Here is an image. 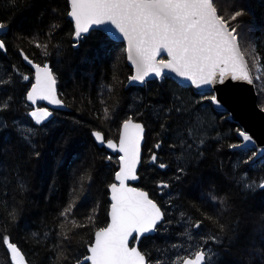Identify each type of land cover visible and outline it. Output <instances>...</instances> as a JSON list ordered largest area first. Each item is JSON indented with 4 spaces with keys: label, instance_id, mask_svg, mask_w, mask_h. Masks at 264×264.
Returning a JSON list of instances; mask_svg holds the SVG:
<instances>
[{
    "label": "trees",
    "instance_id": "16d2710c",
    "mask_svg": "<svg viewBox=\"0 0 264 264\" xmlns=\"http://www.w3.org/2000/svg\"><path fill=\"white\" fill-rule=\"evenodd\" d=\"M216 3L229 13L243 7L237 29L240 48L255 79L258 103L264 106V67L258 71L252 59L259 52V64L264 66V0ZM68 11V0H0V22L7 26V32L0 35L6 44L0 50V80H10L0 84V103L7 100L9 104L0 111V264H10L4 236L17 245L29 264H74L87 254L94 232L107 224L108 186L118 168V158L98 147L91 133L99 130L105 138L116 140L121 123L130 116L146 127L136 185L165 213L158 231L139 244L140 250L149 254L153 264L157 259L172 264L177 253L171 247L183 240L186 229L181 221L177 226L175 218L181 220L184 213L185 218L203 221L200 235L220 236L222 243L209 242L217 251L213 264H260L256 253L264 252V190H245L243 184L258 185L264 180V153L255 160L254 148L230 150L241 142L240 127L205 98L212 92H196L168 74L127 86L132 68L124 43L99 29L74 41ZM53 24L59 27L53 30ZM33 40L47 43L49 55H43ZM20 50L34 62L50 66L59 98L67 107L48 108L39 103L37 107L52 112L46 126L35 125L29 115L34 107L26 104L25 94L33 82V71L22 62ZM22 75L29 80L24 81ZM105 107L111 111L107 120L103 118ZM197 117L202 121L200 127L195 124ZM29 127L36 129L35 148L21 138L20 130ZM189 129L192 139L187 135ZM201 139L204 144L197 147ZM181 140L193 147H181ZM157 143L161 145L157 163L166 164L165 169L147 163ZM85 174L91 180L81 187ZM161 181L169 185L164 195H158ZM212 196L226 198L227 210ZM73 198L77 203L65 219L60 212ZM206 215L223 224L224 233ZM73 220L87 227H76ZM61 250L67 260L58 259Z\"/></svg>",
    "mask_w": 264,
    "mask_h": 264
},
{
    "label": "snow or ice",
    "instance_id": "6c2138e0",
    "mask_svg": "<svg viewBox=\"0 0 264 264\" xmlns=\"http://www.w3.org/2000/svg\"><path fill=\"white\" fill-rule=\"evenodd\" d=\"M68 5L70 10L67 14L74 22L75 39L79 40L90 30L103 27L104 31L112 32L113 35L118 32L127 41V59L135 68V75L130 77L131 81L143 83L146 77L153 74L155 77H163L166 75L164 70L168 69L179 77L187 78L197 88L202 85L211 86L224 83L226 79L246 82L249 85L254 83L248 69V62L240 48L241 33L237 31L238 18L244 14L243 7L230 13L221 11L218 9L216 0H68ZM53 11L55 12L56 9L54 8ZM233 22L236 23L233 24ZM51 27L54 30L59 25L53 24ZM5 28L6 25L0 22V31ZM31 42L37 48L42 49L43 55H49L47 43L41 44L36 40ZM5 49V42L0 39V50ZM252 51L255 52V48ZM163 52L167 53L169 59L158 60L157 57ZM21 54L27 63L32 64L27 55L23 52ZM252 59L257 70L260 71L264 66L259 64L261 59L259 54L257 53ZM33 67L35 68V83L26 92V101L33 105L37 101H47L49 104L62 106L63 101L57 97L56 78L52 70L47 64L43 67L34 64ZM22 79L28 81L29 77L22 75ZM7 83H10V80H0V84ZM205 98L220 107V102L215 95L205 96ZM10 99L11 97L8 98ZM8 107L7 100L0 103V111H5ZM175 111L179 113L181 109L176 108ZM261 111H264V106L261 107ZM29 115L35 125L46 126L52 112L47 108L37 107ZM156 115L158 117L159 112ZM103 118L105 120L111 118V111L108 107L103 109ZM195 124L197 127L202 126L199 117L196 118ZM161 128H164L163 124ZM20 131L25 143L35 148L32 137L37 134L36 129L29 127ZM144 131L145 128L141 123L133 122L129 117L122 123L118 145L111 140L105 141L103 134L99 131L92 133L97 142L106 143L107 148L118 150L122 155L119 157L120 169L115 173V180L118 184L109 185L111 222L107 227L100 228L94 233V243L87 249L90 254L77 258L75 264H153L149 259V254L143 253L137 246H129L130 241L138 245L145 239H151L152 234L158 231V226L164 222L165 216L161 207L149 198L147 192L129 187L126 183L138 178L137 165L140 163ZM187 135L189 139H192L193 131L189 129ZM239 135L243 141L251 142L252 138L245 132L241 131ZM185 144L188 149L193 147V144L181 140L180 146L183 147ZM203 144L204 140L201 139L197 147ZM160 146V143L155 145L157 149ZM35 155L39 156V153L36 152ZM107 159L111 160L112 157ZM157 161V155L153 153L151 162L157 163ZM159 167L163 169L167 165L159 163ZM179 171L183 173L184 169L180 168ZM90 180V175H82L81 187L85 181ZM157 186L161 190L169 187L162 181ZM19 187L23 190V183H20ZM243 188L249 191H255L257 188L264 190V180L258 185L255 182L244 183ZM211 199L219 200L227 210L226 198L212 196ZM76 203L75 198L70 200L60 212V216L65 219L71 216ZM180 215L182 218L185 216L184 213ZM10 216L13 221L16 219L15 209L12 210ZM205 218L217 223L220 233H224L223 224H219L214 217L206 215ZM88 219L93 220L94 218L89 216ZM72 223L76 227H87L85 224H78L75 220ZM187 223L193 229H200L203 221H193L188 218ZM64 226V223L59 225L61 229ZM58 235H63L65 240L69 239L63 233ZM183 235L189 241L194 239L187 228ZM199 240L201 242L199 247L188 252L187 255L177 256L172 264H213L212 256L215 253L203 245L210 241L215 244L222 243L220 236L217 234L201 235ZM2 242L10 254V264L12 262L25 264V257L9 237L4 236ZM172 247L177 248L178 246L172 245ZM256 255L261 258L260 264H264V252H258ZM60 258L68 259L63 250L58 254V259ZM155 264H164V262L157 259Z\"/></svg>",
    "mask_w": 264,
    "mask_h": 264
},
{
    "label": "water",
    "instance_id": "95a60500",
    "mask_svg": "<svg viewBox=\"0 0 264 264\" xmlns=\"http://www.w3.org/2000/svg\"><path fill=\"white\" fill-rule=\"evenodd\" d=\"M69 10H70V7H69ZM68 18L72 21L71 17L68 16ZM73 25H74V22H73ZM110 27L114 28V26H110ZM98 29L103 31L104 33H106L112 40L123 42L124 45H125V52H126L127 41L122 37L121 34H119L117 32L115 35H113L112 32L104 31L103 27L98 28ZM86 34H88V33H86ZM86 34H84V35H86ZM117 37H119V38H117ZM73 40L77 41V39L74 38V35H73ZM161 57H164V58H161ZM157 59L158 60H160V59L166 60V59H169V57L167 56L166 52H163L160 56L157 57ZM126 60H127L128 65L132 68V75L131 76L135 75V68L131 64V62L127 59V52H126ZM23 61L33 71V83H35V68L33 67V65L34 64H38V63H34L32 61V64H29L24 59H23ZM38 65H40L41 67L44 66V65H41V64H38ZM49 68H50V66H49ZM248 69H249L250 74L252 75L251 70L249 68V65H248ZM164 72L166 74L172 76L173 78H175L178 82H180L182 84H185V85H188V86H191L194 89V91H196V92H204V91L212 92L213 95H215L217 97V99L220 102V107H217L216 105L212 104L214 109L229 113L228 114V118L230 120L236 122L240 126V131L238 132V137H239L241 142L236 145L237 147H232L231 146L230 150H240V149H246V148H254L256 150V155H255L254 159L258 158L259 156H261L264 153V111H261V107L258 105L257 93H256V89H255V84L254 83L252 85H249L246 82L232 81L230 79H226L224 81V83H216V84H213L211 86L202 85L200 88H197L196 85L193 84L187 78L179 77L175 73H172L168 69H165ZM130 77L128 79V82L126 83L127 86L128 85H142L144 83V82L141 83V82H137V81H131ZM153 78L161 79V77H155L154 74H153V75H150L149 77H146L145 81H147L149 79H153ZM253 81H254V79H253ZM30 88H29V90H30ZM56 90H57V88H56ZM57 97L59 98L58 93H57ZM28 103L34 108L37 107L38 103H41V104H43V105H45L47 107H51V108L67 109V107L65 106L64 103H63L62 106L52 105V104H49L47 101H37V103L35 105L31 104V102H28ZM132 120H133V122L141 123L144 126L145 131H144L143 139L141 141L140 163L137 165V177L138 178L135 181L129 180L126 183H127V185L129 187H133V188H136L138 190L147 192L146 190H144V189H142V188H140L139 186L136 185L137 182L139 181L138 170H139V167L141 165V160H142V148H143V145L145 143L146 127L141 121L134 120L133 118H132ZM122 123L120 125L119 132H118V137H117L116 140L113 139V138L106 139L105 135L99 130H93L92 133L94 131H99V132H101L103 134V136L105 138V141L111 140L113 143L118 145L119 144V140H120V136H121V133H122ZM241 131L245 132L247 135H249L252 138L251 142L243 141L242 137L239 135V133ZM92 133H91V135H92ZM92 138H93L94 142L96 143V145L98 147L104 148L110 154H113V155L118 154L119 156L122 155V153H119L118 150L107 148L106 143L105 144H101V143L97 142L93 135H92ZM244 145H246V147ZM157 151H158V149L156 147H154V151L151 153V155L149 156V159L147 161L148 164H155V163L151 162V156L153 155V153H155L157 155ZM157 166L159 167V163H157ZM119 169H120V162H119V157H118V168H117L116 172L119 171ZM163 169H165V168H163ZM112 183H117L118 184V181L115 180V174H114V181ZM158 193L159 194L161 193V188L158 191ZM110 195H111L110 194V189H109V186H108V199H109L110 205H111ZM150 199H152V198H150ZM153 201L155 203H157L155 200H153ZM110 205H109V208H108V221H107V224L103 228L107 227L108 224H110V222H111ZM157 205H158V203H157ZM98 230H96V231H98ZM155 233H153V234H155ZM94 239H95V236H93V240H92L91 244L94 243ZM91 244H89L88 247ZM129 246L130 247L131 246H137L139 248V244L138 245H134L131 241H130V245ZM88 247H87V249H88ZM139 250H140V248H139ZM89 254L90 253L87 250V254L86 255H89ZM9 258H10V254H9ZM12 264H14V262H12ZM25 264H29V262L26 260V258H25Z\"/></svg>",
    "mask_w": 264,
    "mask_h": 264
},
{
    "label": "rangeland",
    "instance_id": "374dc122",
    "mask_svg": "<svg viewBox=\"0 0 264 264\" xmlns=\"http://www.w3.org/2000/svg\"><path fill=\"white\" fill-rule=\"evenodd\" d=\"M161 58H164V57H161ZM248 62V61H247ZM250 68V67H249ZM251 70V69H250ZM252 73V72H251ZM252 76H253V74H252ZM158 79V78H157ZM253 79H254V76H253ZM159 80V79H158ZM254 81H255V79H254ZM255 84V83H254ZM255 89H256V87H255ZM256 93H257V90H256ZM257 100H258V94H257ZM259 105V104H258ZM37 108V107H36ZM35 109V108H34ZM227 114H229V113H227ZM240 127V126H239ZM113 156H115L116 158H118V154H115V155H113ZM165 194V189H162L161 190V193L159 194L158 193V195H164ZM173 207V206H172ZM180 217H181V215H180ZM175 220L177 221V223H175L177 226H180L181 225V223H180V221L182 222V223H185L186 224V228L188 229V231L189 232H191V231H193V232H191V234L193 235V237H194V239L192 240V241H189L188 239H187V237L184 235V238H183V240H180V242H177V243H175V244H173V245H177L178 247L177 248H173V247H171V249H173V251L175 252V253H177V256H184V255H187L188 254V252H192V251H194L197 247H199L200 245H201V242H200V240H199V236H201V235H199V233H200V231H198V229H193V228H191L190 227V225H188L187 224V220H188V218H185V217H183V218H181V220L180 219H178L177 220V217L175 218ZM186 221V222H185ZM198 231V232H197ZM197 233V234H196ZM196 234V235H195ZM174 236H180V234H175ZM186 239H187V241H186ZM197 241V242H196ZM185 242V243H184ZM188 243V244H187ZM184 244V245H183ZM215 244V243H214ZM213 244V245H214ZM186 245V246H185ZM213 245H210L209 243L208 244H206V245H203V247H205L206 249H211V251H213V253H217V251L216 250H214V246ZM180 246V247H179ZM211 246V247H210ZM177 250V251H176ZM216 253H215V255H216ZM180 254V255H179ZM177 256H175V258L177 257ZM175 258H174V260H175ZM213 259H214V255H213V257H212V261H213Z\"/></svg>",
    "mask_w": 264,
    "mask_h": 264
},
{
    "label": "bare ground",
    "instance_id": "6f19581e",
    "mask_svg": "<svg viewBox=\"0 0 264 264\" xmlns=\"http://www.w3.org/2000/svg\"><path fill=\"white\" fill-rule=\"evenodd\" d=\"M6 32H7V26H6V28H5L3 31L0 32V35L3 34V33H6ZM106 43H108V42H106ZM255 45H256V44H255ZM255 45H254V46H255ZM254 48H255V47H254ZM255 49H257V48H255ZM18 52H19V55H20V57H21V59H22V62L24 63V61H23V57H22V55H21V53H22L23 51L20 50V51H18ZM258 53H259V52H258ZM23 54L26 55L24 52H23ZM254 54H255V52H254ZM255 55H256V54H255ZM255 55H254V56H255ZM29 59H31V58H29ZM31 61H33V60L31 59ZM33 62H34V61H33ZM34 63H36V62H34ZM24 64H25V63H24ZM25 65H26V64H25ZM32 84H33V82L31 83V85H32ZM31 85H30V87H31ZM30 87H29V88H30ZM28 90H29V89H28ZM258 97H260V96H258ZM258 99H259V98H258ZM260 101H261V99H260ZM260 101L257 100V102H260ZM261 103H264V102L262 101ZM258 104H260V103H258ZM262 105H263V104H262ZM262 105L260 104L259 106L261 107ZM130 117H132V116H130ZM230 122H231V121H230ZM236 125H237V124H236ZM237 127H238V126H237ZM238 139H239V138H238ZM153 147H154V146H153ZM244 150H245V149H244ZM238 151H239V150H238ZM252 151H253V149H252ZM255 152H256V151H255ZM253 153H254V152H253ZM106 155H107V154H106ZM255 155H256V154H255ZM263 157H264V154H263ZM255 160H256V159H255ZM262 160H263V159H262ZM254 162H255V161H254ZM263 162H264V161H263ZM261 163H262V162H261ZM159 190H160V189H159ZM168 191H169V190H168ZM163 194H164V193H163ZM166 195H167V194H166ZM165 197H166V196H165ZM163 202H164V201H163ZM165 202H166V201H165ZM167 203H168V202H167ZM165 204H166V203H165ZM164 206H165V205H164ZM170 209H171V208H170ZM186 215H188V214H186ZM188 216H189V215H188ZM187 218H188V217H187ZM191 218H192V217H191ZM193 218H194V217H193ZM185 222H186V221H185ZM169 223H170V222H169ZM187 224H188V223H187ZM103 227H104V226H103ZM103 227H102V228H103ZM99 229H100V228H99ZM97 230H98V229H97ZM184 231H185V230H184ZM191 232H193V231H191ZM94 233H95V232H94ZM201 233H202V232H201ZM196 234H197V233H196ZM196 234H195V235H196ZM203 234H204V233H203ZM199 235H200V233H199ZM93 236H94V234H93ZM183 236H184V235H183ZM207 236H208V235H207ZM193 238H194V237H193ZM181 239H182V238H181ZM186 241H187V239H186ZM196 242H197V241H196ZM184 243H185V242H184ZM187 244H188V243H187ZM210 244H212V242H211ZM213 244H214V243H213ZM183 245H184V244H183ZM185 246H186V245H185ZM179 247H180V246H179ZM210 247H211V246H210ZM172 250H173V249H172ZM176 251H177V250H176ZM212 252H213V251H212ZM215 253H216V252H215ZM167 254H168V253H167ZM171 254H172V253H171ZM179 255H180V254H179ZM176 256H177V255H176ZM214 256H215V255H214ZM212 257H213V256H212ZM166 258H167V257H166ZM166 258H165V259H166ZM172 258H173V257H172ZM174 258H175V257H174ZM171 262H172V261H171ZM213 262H214V260H213ZM165 263H166V261H165ZM165 263H164V264H165Z\"/></svg>",
    "mask_w": 264,
    "mask_h": 264
},
{
    "label": "flooded vegetation",
    "instance_id": "af4514ba",
    "mask_svg": "<svg viewBox=\"0 0 264 264\" xmlns=\"http://www.w3.org/2000/svg\"><path fill=\"white\" fill-rule=\"evenodd\" d=\"M27 91H28V90H27ZM25 95H26V94H25ZM25 100H26V99H25ZM26 104L29 105V106H31L27 101H26ZM31 107H32V106H31Z\"/></svg>",
    "mask_w": 264,
    "mask_h": 264
}]
</instances>
